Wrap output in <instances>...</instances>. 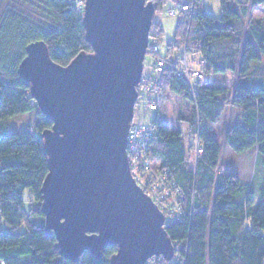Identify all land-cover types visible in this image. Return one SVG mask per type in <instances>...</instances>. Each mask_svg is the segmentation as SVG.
Here are the masks:
<instances>
[{
	"label": "trees",
	"instance_id": "1",
	"mask_svg": "<svg viewBox=\"0 0 264 264\" xmlns=\"http://www.w3.org/2000/svg\"><path fill=\"white\" fill-rule=\"evenodd\" d=\"M152 1L156 15L168 16L175 5L188 8L176 15L175 38L165 52L166 30L153 20L150 42L159 49L148 51L152 61L145 70L156 74L157 59L165 67L151 97L138 87L134 119L156 128L146 150L152 171L165 175L177 199L167 226L176 256L153 257L146 264H264V181L250 183L221 167L257 150L264 168V23L249 17L264 0H221V17L210 14L203 0ZM36 41H44L52 59L64 66L83 51L93 52L82 10L69 0H0V124L20 114L36 116L22 132H4L0 125V264H111L114 246L105 248L101 260L88 251L77 262L65 258L56 235L36 221L44 217L41 189L49 173L41 133L53 126L19 72L27 46ZM185 60L202 71L203 80L177 75ZM256 65L260 72L252 71ZM225 74L263 80L237 85L234 92L229 85L205 84ZM166 91L191 103L190 114L179 117L187 130L160 121ZM145 109L149 113L142 114Z\"/></svg>",
	"mask_w": 264,
	"mask_h": 264
},
{
	"label": "water",
	"instance_id": "2",
	"mask_svg": "<svg viewBox=\"0 0 264 264\" xmlns=\"http://www.w3.org/2000/svg\"><path fill=\"white\" fill-rule=\"evenodd\" d=\"M157 5L152 0H86L83 22L93 52L55 62L44 41L27 46L19 72L53 122L41 133L49 173L41 213L67 259L84 252L111 264H146L176 248L165 215L132 176L128 135L135 117Z\"/></svg>",
	"mask_w": 264,
	"mask_h": 264
},
{
	"label": "rangeland",
	"instance_id": "3",
	"mask_svg": "<svg viewBox=\"0 0 264 264\" xmlns=\"http://www.w3.org/2000/svg\"><path fill=\"white\" fill-rule=\"evenodd\" d=\"M203 1L205 2L207 11L210 14H212L216 17L222 16L221 0H203ZM85 5H86V2H85ZM84 8H85V6H84ZM83 13H84V9L82 10V14ZM168 16L169 17H154V21L157 19L161 20V22H162V24L166 30V37L161 42L162 52L166 51V47H167L168 43L175 38V31H176V25H177L176 23H177L178 18L176 16L175 17L170 16L169 13H168ZM249 17H252L257 21L264 23V5H261L257 8L252 9L250 14H249ZM151 61H152V57L149 56L147 53L145 64L150 65ZM197 63L198 62L191 60V64H197ZM252 69H253L252 70L253 72L260 70V68H258L257 65L253 66ZM145 73H147V72L144 68L143 75ZM257 74H255V75H257ZM255 77L256 76H253L251 79H248V78L242 79L238 75L225 74V75H218L215 77L211 76L207 79V81H205V84H208V83L211 84L212 83V84L223 85V86L229 85V87L231 86V91L234 92L237 88V85H240V84H248L249 85L251 83L258 84L259 82H261L263 80V79L254 80V82H253L252 80ZM141 84H140V88H141ZM256 84H251V85H256ZM138 91H139V88H138ZM139 94H140V92H139ZM191 108H192V105L189 101H187L186 99H184L178 95H175L174 93H172L170 91H166L165 98L163 99V101L161 103V110L162 111L160 112V115H159L160 121H162L163 123H165L166 125H168L170 128H172L174 130H176V129L182 130L183 129L185 131V130H187V125L184 124L182 121H180L179 117L182 113L190 114ZM234 112H235V110H234ZM144 113H149V112L145 109V110H143L142 114H144ZM154 114L155 113L152 112L153 117H154ZM35 117L36 116L33 115L32 113L16 115V116L11 117L5 121H2L0 124L2 127L1 130L4 132H8V133L9 132H22L24 130H27L30 126H33L35 124V121H36ZM128 157H129V153H128ZM225 161H227V160L225 159ZM230 161L231 162L228 164H227V162H223V166L221 164V167H224L225 170H228L229 172L230 171L236 172L244 181H249L250 183L255 181L256 184H261L264 181V175H263L264 174V168L262 167V164H261L260 159L258 157L257 150L245 152L241 155H238L234 158H231ZM28 195H29V192L26 193V197H28ZM39 206H40V204H38V203L35 204V208H38ZM26 207L28 208V205H26ZM163 214L165 215V218H166L167 217L166 214L164 212H163ZM36 221L38 223L44 224L45 218L38 216ZM2 226H4L3 223H2ZM165 227H167L166 224H165Z\"/></svg>",
	"mask_w": 264,
	"mask_h": 264
},
{
	"label": "built area",
	"instance_id": "4",
	"mask_svg": "<svg viewBox=\"0 0 264 264\" xmlns=\"http://www.w3.org/2000/svg\"><path fill=\"white\" fill-rule=\"evenodd\" d=\"M71 4L79 10H83L86 0H69ZM188 7H180L175 5L169 10V15L175 17L178 12L182 9L186 10ZM157 51L159 45L154 40L149 42L148 51ZM156 74L147 72L142 76L140 82L142 91L146 93L147 97H151L153 89L160 85V78L157 75L158 72H162L165 67L164 60L157 59ZM184 68L178 71L177 75L179 77L185 76L189 81L196 78L197 80H202L204 74L200 70L193 69L189 67V61L185 60ZM158 77V78H157ZM139 84V88H140ZM152 109H157L155 104H152ZM156 128L151 123H142L138 119H134L131 123V128L128 135V153H129V163L132 172V176L137 182V184L143 189L144 192L159 206V208L166 214V226L169 225L170 220H174V201L176 202V192L175 187L171 186L168 182L163 179L164 176H156L155 171H152L150 159L146 153L148 150L149 139L155 134ZM200 146V145H199ZM198 146L197 153L202 152V148ZM156 174V175H155ZM1 264H4L1 262Z\"/></svg>",
	"mask_w": 264,
	"mask_h": 264
},
{
	"label": "crops",
	"instance_id": "5",
	"mask_svg": "<svg viewBox=\"0 0 264 264\" xmlns=\"http://www.w3.org/2000/svg\"><path fill=\"white\" fill-rule=\"evenodd\" d=\"M157 17H169V16H166V15H158Z\"/></svg>",
	"mask_w": 264,
	"mask_h": 264
}]
</instances>
